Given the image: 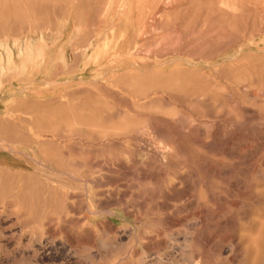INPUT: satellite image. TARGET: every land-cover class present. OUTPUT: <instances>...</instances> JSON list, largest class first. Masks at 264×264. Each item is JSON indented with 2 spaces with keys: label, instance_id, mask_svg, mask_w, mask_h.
Instances as JSON below:
<instances>
[{
  "label": "rangeland",
  "instance_id": "rangeland-1",
  "mask_svg": "<svg viewBox=\"0 0 264 264\" xmlns=\"http://www.w3.org/2000/svg\"><path fill=\"white\" fill-rule=\"evenodd\" d=\"M0 264H264V0H0Z\"/></svg>",
  "mask_w": 264,
  "mask_h": 264
}]
</instances>
